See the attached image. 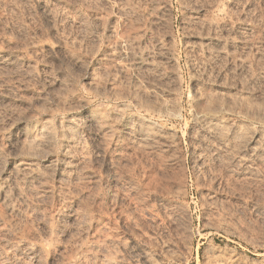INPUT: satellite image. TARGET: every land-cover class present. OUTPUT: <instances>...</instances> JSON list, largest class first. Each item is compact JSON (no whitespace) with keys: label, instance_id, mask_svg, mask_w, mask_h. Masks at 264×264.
Wrapping results in <instances>:
<instances>
[{"label":"rangeland","instance_id":"obj_1","mask_svg":"<svg viewBox=\"0 0 264 264\" xmlns=\"http://www.w3.org/2000/svg\"><path fill=\"white\" fill-rule=\"evenodd\" d=\"M0 264H264V0H0Z\"/></svg>","mask_w":264,"mask_h":264}]
</instances>
